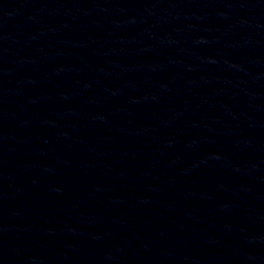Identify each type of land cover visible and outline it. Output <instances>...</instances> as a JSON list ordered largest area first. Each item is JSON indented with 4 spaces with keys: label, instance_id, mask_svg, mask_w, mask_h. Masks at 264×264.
Returning a JSON list of instances; mask_svg holds the SVG:
<instances>
[{
    "label": "water",
    "instance_id": "water-1",
    "mask_svg": "<svg viewBox=\"0 0 264 264\" xmlns=\"http://www.w3.org/2000/svg\"><path fill=\"white\" fill-rule=\"evenodd\" d=\"M0 264H264V0H0Z\"/></svg>",
    "mask_w": 264,
    "mask_h": 264
}]
</instances>
